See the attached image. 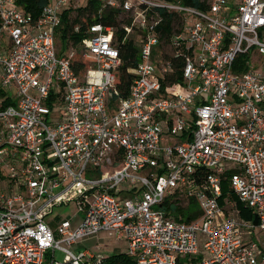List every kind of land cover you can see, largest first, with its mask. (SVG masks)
<instances>
[{
    "label": "built area",
    "instance_id": "1",
    "mask_svg": "<svg viewBox=\"0 0 264 264\" xmlns=\"http://www.w3.org/2000/svg\"><path fill=\"white\" fill-rule=\"evenodd\" d=\"M102 1L136 27L125 25L139 49L127 95L116 86L114 26L89 24L81 49L63 53L58 28L79 5L51 0L34 18L0 0L11 41L0 52V264H105L100 244L73 249L104 231L136 264H264V0ZM156 7L185 19L171 36L181 88L163 85L170 59L153 60L164 41ZM77 52L89 61L83 73ZM58 104L62 118L51 119ZM231 192L257 222L239 215ZM177 199H195L201 215L177 219L164 208ZM68 206L74 215L56 214Z\"/></svg>",
    "mask_w": 264,
    "mask_h": 264
},
{
    "label": "trees",
    "instance_id": "2",
    "mask_svg": "<svg viewBox=\"0 0 264 264\" xmlns=\"http://www.w3.org/2000/svg\"><path fill=\"white\" fill-rule=\"evenodd\" d=\"M51 0H16L17 5L27 13H30L34 18H38L43 7ZM166 2L177 0H163ZM185 4L205 7L207 0H178ZM159 14L162 15L163 20L159 23L157 30L161 32L164 39L162 46V54L171 61L172 71L166 74L163 79L164 87L178 84L181 88L183 81V56L175 54V48L171 44V36L174 33H179L183 29L184 17L177 12H169L165 9L156 7ZM94 22H102L107 25H112L116 28L115 36L118 40L119 49L121 51L122 63L118 68L116 86L123 95H127L130 91L131 84L135 78V73L132 71L138 66L139 49L132 37H126V26H133V18L130 12L120 11L119 9L105 5L102 0H89L86 5H82L77 9L76 15L71 16V8H68L63 13V21L60 30V38L62 41L70 42L75 46H79L86 36V29L89 24ZM76 25H81L80 31H74ZM1 27V20H0ZM70 45V44H69ZM169 46L171 51L164 49V46ZM75 63L74 67L77 73H83L89 67V61L83 59L81 55L77 54L72 57ZM178 87V88H179ZM174 91V89H173ZM0 95L5 93L0 89ZM13 96L7 95L4 100V105L15 104ZM223 197L229 193L228 181L224 180L222 183ZM231 196L236 200L237 206L240 210V215L245 219H252L255 222L258 219L255 217L253 210L246 207L238 197L231 192ZM223 197L221 201L223 200ZM177 199L175 202L167 200L164 208L173 214L177 219L190 221L198 218L201 215V210L195 199H191L189 203L183 205V201ZM200 256H197V258ZM105 264H136L135 259L125 252H118L107 256Z\"/></svg>",
    "mask_w": 264,
    "mask_h": 264
},
{
    "label": "rangeland",
    "instance_id": "3",
    "mask_svg": "<svg viewBox=\"0 0 264 264\" xmlns=\"http://www.w3.org/2000/svg\"><path fill=\"white\" fill-rule=\"evenodd\" d=\"M89 0H73V3L79 6L82 5H86L88 3ZM209 1V0H207ZM132 37H136V34L132 33L131 34ZM10 38L7 35L6 32H2L0 34V52L1 51H5L9 46H10ZM70 44V45H69ZM74 45L70 42H65L62 41L60 38V30L57 32V47L59 49V52H63V53H67L69 52V49L72 48ZM166 50L171 51L169 46H164ZM6 48V49H5ZM78 49H81V46H77ZM162 46L158 45L155 48V53H154V57L153 60L155 61V63H161L163 61V55H162ZM63 105L62 104H58L56 107H54L52 109V113H51V119L57 120L62 118V111ZM172 142V140L170 141ZM163 144H169V141H163ZM86 175L91 176L92 173L87 172ZM126 187L128 188L127 184H123L122 187ZM119 197L124 196V193H122L121 195H118ZM236 205L237 202L234 199ZM186 200H183V205H186ZM198 207L200 208L199 204ZM238 207V206H237ZM76 208L73 206H68L66 208H62V207H56L55 212L56 214H58L59 216H69V215H74L76 213ZM81 215H83V213L81 212ZM240 215V212H239ZM241 216V215H240ZM259 234H261L259 232ZM203 238H204V234L200 233V251L201 254H203ZM96 244H100L102 246V248L100 250H95V252H97V254H101L102 256H110L112 254L118 253V252H125L127 251V242L122 239H116L115 236L113 234L110 233V231H104V232H100L99 234H97L96 236L92 237V238H88L86 240L81 241L80 243H78L77 245L73 246V249L78 251V250H82L85 248H89V249H94ZM57 258L61 259L63 257V253L58 251L56 253Z\"/></svg>",
    "mask_w": 264,
    "mask_h": 264
}]
</instances>
